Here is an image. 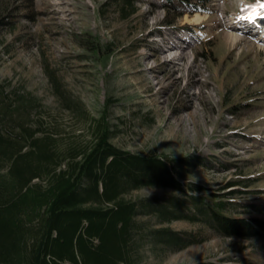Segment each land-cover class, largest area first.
<instances>
[{
    "label": "rangeland",
    "instance_id": "rangeland-1",
    "mask_svg": "<svg viewBox=\"0 0 264 264\" xmlns=\"http://www.w3.org/2000/svg\"><path fill=\"white\" fill-rule=\"evenodd\" d=\"M105 2L0 0V82L36 101L31 117L44 116L62 138L87 140L104 115L121 148L210 158L188 178L264 198V26L244 29L264 24L263 9L245 7L258 0H135L125 19ZM251 14L259 17L250 21ZM231 20L241 26L232 43ZM93 36L112 44L104 62L82 56L80 43ZM164 36L184 39L186 57L167 66L154 53ZM239 176L245 185L227 186ZM165 191L143 187L125 196ZM169 225L201 239L162 256L143 249L142 264H264V238L221 236L180 219Z\"/></svg>",
    "mask_w": 264,
    "mask_h": 264
},
{
    "label": "trees",
    "instance_id": "trees-1",
    "mask_svg": "<svg viewBox=\"0 0 264 264\" xmlns=\"http://www.w3.org/2000/svg\"><path fill=\"white\" fill-rule=\"evenodd\" d=\"M109 1L122 19L137 10L135 0ZM84 42L83 57L104 62L112 52L98 36ZM24 95L0 82V264H142L143 249L162 256L200 241V233L169 225L177 219L221 236L264 238V198L188 178L210 158L121 148L104 115L87 140L62 138L44 116L31 117L36 101ZM143 187L166 191L125 196Z\"/></svg>",
    "mask_w": 264,
    "mask_h": 264
},
{
    "label": "bare ground",
    "instance_id": "bare-ground-1",
    "mask_svg": "<svg viewBox=\"0 0 264 264\" xmlns=\"http://www.w3.org/2000/svg\"><path fill=\"white\" fill-rule=\"evenodd\" d=\"M255 11L262 12V9H256L255 8ZM263 11H264V9H263ZM250 17L251 18H249V16H248L250 21H252L253 18H255L253 16V14H251ZM237 21L238 20H231V22L228 23L229 26L231 27V29H233V31H231V33L227 34V37H228V39L230 40L231 43L232 42H236V41H238L240 39V32L241 31L238 30L239 29L237 27L238 24H236ZM204 35H205V33L200 32V31H198V33H197L198 37H201V36H204ZM259 37H261V36H259ZM161 42L162 43L159 44V47L155 50L154 53L155 54L157 53L158 56L161 55L163 57V62L165 64H167V66L169 64L170 65L173 64L175 58H184V57H186L187 52L185 51V47L187 45H184V39H181L179 41H171V39L168 36H164L162 38ZM166 53H168V54L166 55ZM163 55H165V56H163ZM164 68L165 67H163V69ZM166 68H168V67H166Z\"/></svg>",
    "mask_w": 264,
    "mask_h": 264
},
{
    "label": "snow or ice",
    "instance_id": "snow-or-ice-1",
    "mask_svg": "<svg viewBox=\"0 0 264 264\" xmlns=\"http://www.w3.org/2000/svg\"><path fill=\"white\" fill-rule=\"evenodd\" d=\"M255 6L256 9H264V0H258V2L254 5H246V9L250 8L252 9ZM264 14V13H261ZM251 18V17H249Z\"/></svg>",
    "mask_w": 264,
    "mask_h": 264
},
{
    "label": "clouds",
    "instance_id": "clouds-1",
    "mask_svg": "<svg viewBox=\"0 0 264 264\" xmlns=\"http://www.w3.org/2000/svg\"><path fill=\"white\" fill-rule=\"evenodd\" d=\"M197 177L195 175H191V181H195ZM192 195H196L195 192L192 193Z\"/></svg>",
    "mask_w": 264,
    "mask_h": 264
}]
</instances>
